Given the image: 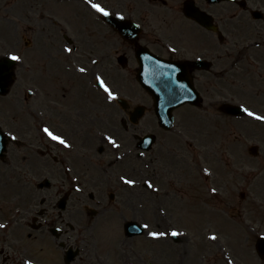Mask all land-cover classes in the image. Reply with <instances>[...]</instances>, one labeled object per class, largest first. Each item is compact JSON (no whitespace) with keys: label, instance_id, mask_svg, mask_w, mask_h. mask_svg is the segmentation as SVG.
Instances as JSON below:
<instances>
[{"label":"flooded vegetation","instance_id":"obj_1","mask_svg":"<svg viewBox=\"0 0 264 264\" xmlns=\"http://www.w3.org/2000/svg\"><path fill=\"white\" fill-rule=\"evenodd\" d=\"M185 1L191 3L193 12L211 16L215 30L185 16ZM94 2L101 3L112 13L122 12L125 19L119 20L115 15L101 17L92 10L89 16L78 13L69 18L58 14L46 16V74L30 75L23 84L15 80V93L30 87L36 95L38 83L46 80L41 93L46 96V107L28 105V112L24 111L27 122L22 124L27 126L31 121L30 125L39 130L47 124L63 135L72 148L55 145L39 133L46 152V178L50 180L46 199L37 211L39 228L31 229L23 217L25 212H15L17 204L13 208V220L0 217V223L8 225L0 229V264H23L26 258H31L34 264H132L136 253L129 250V246L136 242L132 239L142 235L128 237L122 225L125 218L119 221L105 215L112 207L136 211V201L120 187L118 177L127 173L126 176L133 177L134 173L129 172L131 159L140 158L145 162V157L149 156L152 148L139 150V140L152 135L156 143L164 131L157 124L151 96L143 89H125L115 76L123 81L135 77L137 56L153 54L177 61L194 60L199 56L210 63V68L194 70L191 73L193 84L203 100L208 99L202 107L218 112L221 103L213 105L210 98L224 92L226 69L238 64L241 54L232 58L230 50L236 47L254 50L264 45V0ZM46 6L49 10L57 5L46 3ZM69 42L76 48L71 57L61 53L62 45ZM171 48L177 50L173 52ZM92 59L99 63L91 65ZM69 60L87 66L90 72L87 75L75 73ZM93 72L102 75L117 93L115 101L105 100V94L93 83ZM42 113L46 114L45 123L40 117ZM105 133L113 136L119 149L102 139ZM168 154L167 150L166 156ZM166 156L156 161L172 174L173 162ZM69 168L71 172L66 171ZM72 176L77 179H69ZM161 177L150 175L154 183ZM77 184L82 189L79 193L75 191ZM52 189H56L55 197L67 194L63 210L58 208L57 198L50 195ZM67 210H72L74 218H64ZM90 210L95 212L89 215ZM139 213L144 215L142 209ZM57 227L63 231L57 233Z\"/></svg>","mask_w":264,"mask_h":264},{"label":"rangeland","instance_id":"obj_2","mask_svg":"<svg viewBox=\"0 0 264 264\" xmlns=\"http://www.w3.org/2000/svg\"><path fill=\"white\" fill-rule=\"evenodd\" d=\"M53 1L0 0V54L15 50L22 56L23 63H16L17 81L21 84L30 75L46 74V13L40 11L47 10L46 3ZM80 5L85 10L80 15L89 16L91 9L83 1ZM65 8L74 6L69 4ZM64 15L75 14L68 9ZM28 39L29 46H26L24 42ZM230 52L232 58L241 53L239 63L230 75L226 73L223 77L225 90L211 96L212 104L232 99L233 103H243L264 114V45L254 50L236 47ZM115 78L125 89L139 88L133 79ZM45 87L44 82L39 83L38 95L32 93L29 100L24 98L26 93H12V88L0 96V125L7 133L11 131L17 136L8 142L6 154L0 159V212L3 213L0 217L9 212L7 217L13 220L12 205L23 203L15 212H25L23 217L30 223L41 208L40 198L46 199L48 191L36 188L37 182L46 178L41 131L30 125L31 121L27 126L22 124L23 119L12 110L15 108L11 104L15 100L24 108L28 103L36 108L46 107V96L41 95ZM42 110L46 112V108ZM174 116L173 129L159 134L146 161L132 158L129 162V172L137 176L131 178L136 179L138 187L131 193L126 186L123 189L136 201V211L112 207L105 217L121 219L119 213H129L132 218L150 223L154 230L178 227L187 235L176 237V241L165 237L159 242L142 235L129 246L136 253L131 263L226 264L225 259H233L235 264H264V259H259L254 251L256 238L264 235V123L246 115L226 116L205 107L184 106ZM40 117L45 123L46 114ZM252 145L258 148L256 155L249 153ZM37 148L41 150L40 155ZM165 156L173 162L172 174L156 161ZM204 168L209 169V174H204ZM153 174L162 175L154 183L161 191L149 195L151 190L142 180ZM213 187L217 188L216 194L210 191ZM50 192L55 197L56 189ZM141 204L144 215L139 213ZM67 212L65 219L74 218L72 210ZM212 233L218 236L215 242L206 239Z\"/></svg>","mask_w":264,"mask_h":264},{"label":"snow or ice","instance_id":"obj_3","mask_svg":"<svg viewBox=\"0 0 264 264\" xmlns=\"http://www.w3.org/2000/svg\"><path fill=\"white\" fill-rule=\"evenodd\" d=\"M83 2L95 13L99 14L101 17H109L115 15V17L119 20H124V14L122 12H115L112 13L111 11L108 10L107 7L102 5L101 3L94 2V0H83ZM70 43H65L61 47V53L62 54H67L68 57H71L72 54L76 51L75 45L72 44L70 46ZM171 51L175 52L177 49L176 48H171ZM4 58L14 61V62H19L23 63L22 56L17 53L15 50H7L4 53L0 54ZM197 59H200L199 56H197ZM91 65L95 66L99 63L98 60L92 59L90 61ZM69 64L71 65L72 70L77 73V74H82V75H87L90 72V69L87 66H80L77 63L69 60ZM92 79L93 83L97 86L98 89L102 91L103 94H105L104 98L107 102L111 103L117 99V93L114 92L109 85L105 82V79L102 77V75L92 73ZM241 111L247 116L252 118L254 121H259L261 123H264V114H259L257 111L252 110L250 107L245 106L243 103L239 105ZM41 133L43 134L44 137L47 138L49 142H54L55 145L62 146L64 149H71L72 144L69 143L67 139L64 138L63 135L57 134V132L53 131L47 124H44L42 128H40ZM9 138L11 140H16L17 136L14 135L11 131L7 133ZM102 139L109 145H111L112 148L119 149L120 145L116 142V140L113 138L112 135L108 134H102ZM140 155H143L141 153ZM67 172H71L72 169H66ZM203 172L205 175L209 174V169L204 168ZM69 179L71 180H76V176H72ZM118 180L120 182V187L124 188L125 186L127 187V190L131 193L137 185V181L135 178H129L126 175H120L118 177ZM143 185L146 186L148 190H151L149 195H154L159 193L161 190L160 188L156 187L153 180L151 178H144L142 180ZM75 191L77 193L81 192L82 189L81 187L77 184L75 185ZM211 193L216 194L217 193V188L213 187L211 188ZM39 203L43 205L44 203V198L41 197L39 200ZM140 208H143V204L140 205ZM161 212H164V209H160ZM166 214V213H165ZM62 219V218H61ZM8 225L0 223V229H6ZM142 229L146 230L142 233V235L145 236L146 239H150L152 242H159L161 238L165 237H183L186 236L187 234L185 232H182L178 229V227H169L165 228L164 230H154L153 227L150 225L148 222H144L141 225ZM156 228H159V225H156ZM55 231L57 233L63 231L62 228H55ZM207 240L215 242L218 240V236L215 233H212L206 237ZM23 264H34V261L31 258H26L23 260ZM226 264H235L233 259H227Z\"/></svg>","mask_w":264,"mask_h":264},{"label":"water","instance_id":"obj_4","mask_svg":"<svg viewBox=\"0 0 264 264\" xmlns=\"http://www.w3.org/2000/svg\"><path fill=\"white\" fill-rule=\"evenodd\" d=\"M14 61L6 58L0 59V94L6 92V86L12 76L10 72ZM181 66L178 63L166 62L164 60H151L143 62L137 76L140 85L152 93L156 104V113L161 120L165 122L164 128L168 129L172 125V110L184 103H193L197 100V93L191 84L189 76L183 77L180 72ZM232 113L239 114L241 109L238 107H229ZM5 134L0 130V155L6 146ZM46 186V180L38 184V187ZM134 227L128 223L126 228ZM138 230L136 232H140ZM256 250L258 254L264 257V236L258 237L256 241Z\"/></svg>","mask_w":264,"mask_h":264},{"label":"bare ground","instance_id":"obj_5","mask_svg":"<svg viewBox=\"0 0 264 264\" xmlns=\"http://www.w3.org/2000/svg\"><path fill=\"white\" fill-rule=\"evenodd\" d=\"M40 13H41V14H42V13H46V10H41ZM11 104H12V106H13L15 109L18 108V106H17V104H16L15 102H11ZM25 111L28 112L27 110H25ZM176 256H177L178 258L180 257L179 254H177ZM225 261H227V259H225Z\"/></svg>","mask_w":264,"mask_h":264}]
</instances>
